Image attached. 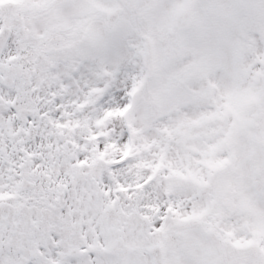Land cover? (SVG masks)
Returning a JSON list of instances; mask_svg holds the SVG:
<instances>
[{"label":"snow or ice","instance_id":"snow-or-ice-1","mask_svg":"<svg viewBox=\"0 0 264 264\" xmlns=\"http://www.w3.org/2000/svg\"><path fill=\"white\" fill-rule=\"evenodd\" d=\"M0 264H264V0H0Z\"/></svg>","mask_w":264,"mask_h":264}]
</instances>
